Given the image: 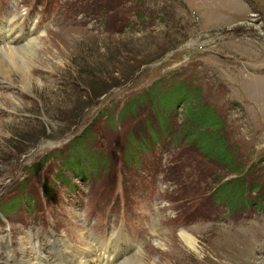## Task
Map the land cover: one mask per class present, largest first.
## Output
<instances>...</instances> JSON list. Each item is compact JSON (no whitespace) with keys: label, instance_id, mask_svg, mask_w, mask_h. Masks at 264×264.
Masks as SVG:
<instances>
[{"label":"rangeland","instance_id":"1","mask_svg":"<svg viewBox=\"0 0 264 264\" xmlns=\"http://www.w3.org/2000/svg\"><path fill=\"white\" fill-rule=\"evenodd\" d=\"M46 1L19 4L33 5L30 19L39 20L27 34L53 43L56 56L31 69L29 90L18 73L11 89L0 80V230L12 239L0 231V264L15 262L3 250L10 242L24 254L17 264L44 260L32 255L39 248L28 230L49 232L46 242L58 241L64 255L69 242L81 253L80 237L87 244L106 220L109 237L118 225L144 231L145 264H264V0ZM84 147L99 152L77 168L110 163L100 209L66 170V157ZM144 163L167 182V209L128 221V183ZM27 220L46 227L26 230ZM178 229L194 234L198 255L165 257Z\"/></svg>","mask_w":264,"mask_h":264},{"label":"bare ground","instance_id":"2","mask_svg":"<svg viewBox=\"0 0 264 264\" xmlns=\"http://www.w3.org/2000/svg\"><path fill=\"white\" fill-rule=\"evenodd\" d=\"M6 33L8 34V36L6 37L5 34L3 35L4 42L0 41V78H1L0 80H3V82L7 84V87L11 89L10 85L12 82L10 76L13 73L16 74L18 73L19 84L22 86V89L29 90L31 87L32 80H36L33 78L30 72L31 69L38 70V68H42L40 67V64L44 62V59L56 56L55 55L56 53L53 49L55 48L54 44L53 43L48 44L47 46H45L44 44L41 45L40 44L42 40L41 36L32 37V38L29 37V39L25 43L21 44V42H19L20 40L19 30L16 31V33H14L13 30L9 28L6 31ZM41 51L44 52L42 59L38 57V53ZM5 89L7 90V88L3 87V90ZM0 94L5 95V92L0 91ZM4 97L9 98L7 96ZM0 109L2 110L3 108ZM167 230H176V229L171 226V228ZM178 230H180V233L178 234V237H180L179 240L180 242H178V244L172 243L170 244V247H166L169 243L167 242L164 246L160 245L161 247L164 248L166 247L164 251L165 257L166 258L179 257V253H182L183 249H185V251H189V252L191 251L196 255H198L200 253L199 250H201V248L199 247V243L196 237L194 236V234H190L186 229L183 230L178 229ZM80 239H81L80 241L84 242L83 238L80 237ZM104 240H105V236L103 237L101 245L103 246L104 250L107 252V255L110 258L109 260H107V264H145L148 263L149 261V260H145L146 262L142 261V256H144L143 252L146 245L144 246V248L142 247L140 250H138V252L126 258H123V260H120L122 258V255L119 253V250H116L113 247L111 248L109 247V245L104 246ZM113 242L115 244L119 243L118 237H115ZM95 246H96L95 243L94 245H91L89 243L88 247L85 250L89 252L92 256L96 255V257L100 258V254L96 252ZM97 250H100V243ZM45 253L46 255L44 257V260L41 262L38 261L36 262V264H42L43 262L46 264H91L90 262L81 260L80 255H78V253L76 252L75 253L73 252V256H71L72 258H75L74 260L71 257L65 258V256L63 259L61 257L62 256L61 249L55 240L51 241V243L45 248ZM200 255L202 256V254ZM0 257H2V255ZM205 257L203 256L202 259Z\"/></svg>","mask_w":264,"mask_h":264},{"label":"trees","instance_id":"3","mask_svg":"<svg viewBox=\"0 0 264 264\" xmlns=\"http://www.w3.org/2000/svg\"><path fill=\"white\" fill-rule=\"evenodd\" d=\"M165 122H166V119H162L160 121V123L162 125L160 124L159 128H165ZM157 129H154L153 125L150 124V127L148 129V135H149V137H152L151 139H153L155 136L157 137V133H156ZM94 152H99V151L96 149H91V148H87V147H84L83 149L78 148L76 151L72 152L71 154H69L66 157V163H65L66 170H68L70 172H72L73 170H76L77 169V162L86 159L87 158L86 156H90ZM15 203H16V199H12L10 201V203H6V207L14 206Z\"/></svg>","mask_w":264,"mask_h":264}]
</instances>
